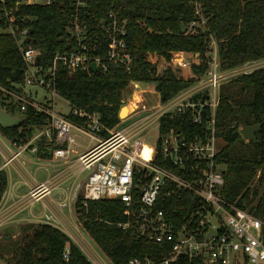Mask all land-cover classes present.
<instances>
[{"label":"built area","instance_id":"built-area-1","mask_svg":"<svg viewBox=\"0 0 264 264\" xmlns=\"http://www.w3.org/2000/svg\"><path fill=\"white\" fill-rule=\"evenodd\" d=\"M88 1L70 0L68 47L58 50L45 65L40 63L39 49L28 46L32 18L21 11L25 7L48 6L53 0H0L4 32L15 40L25 65L21 83L12 90L0 86L10 98L0 105V114L8 112L13 103L20 112L32 106L47 116L44 127L37 130L29 142L12 143L18 148L13 157L2 150L0 142V156L4 161L0 170L27 152L38 153L40 140L45 141L53 158L67 161L71 154L76 155V170L89 172L83 187V203L87 206L91 201L104 199L122 201L127 221L119 223V227L167 247L168 254L160 263L131 259L127 264H175L180 258L199 264H264V221L228 202L222 193L225 169L217 162L221 150L217 108L224 79L235 69H221L214 39L208 53L209 68L197 80V87L192 86L163 101L155 85L152 89H141L144 83L132 81L129 88L134 91L133 99L138 93L141 100L128 118L134 120L125 127L108 129L98 112L82 110L66 100L70 112L55 111V99L61 97L55 89V81L61 70L72 76L88 72L93 63L104 72L113 68L114 63L116 69L127 72L134 66L128 20L111 11L101 24L100 34H92L83 17ZM202 1L192 0L196 18L188 25V31L208 30ZM104 46L105 57L96 54ZM148 62L156 67L157 74L171 66L185 79L192 75L193 65L202 63L199 54L188 56L186 52L173 53L171 62L162 56L149 55ZM189 70L191 72L186 73ZM29 88H41L48 96L37 102L34 96L37 97L38 92L30 96L26 92ZM146 93L155 94L157 99L142 109ZM165 118L172 124L162 127ZM104 132L109 136L104 137ZM83 138L88 140L85 152H81L83 146L79 142ZM55 189V183L48 180L32 188L29 196L33 203L39 202ZM185 193L190 194L191 202L186 221L178 225L159 208V203L164 197L174 198ZM2 225L0 221V227ZM69 237L76 240L72 234ZM84 244L83 240L80 245L90 264H112L99 252L84 248ZM63 259L69 264V244Z\"/></svg>","mask_w":264,"mask_h":264},{"label":"trees","instance_id":"trees-1","mask_svg":"<svg viewBox=\"0 0 264 264\" xmlns=\"http://www.w3.org/2000/svg\"><path fill=\"white\" fill-rule=\"evenodd\" d=\"M202 2L208 30L192 32L188 31V25L196 18L192 0H89L83 17L90 33L100 34L101 24L111 11L128 20V40L135 60L133 69L127 72L122 68H110L104 72L91 68L72 76L63 69L55 81L57 93L74 107L98 112L102 123L112 129L122 121L119 115L132 81L154 84L162 100H170L206 74L213 39L218 44L223 71L264 59V0ZM69 4L70 0H53L48 6L25 7L21 11L32 18L29 26L33 32L28 46L39 49L40 63L49 64L58 50L68 47ZM4 27L0 21V86L12 90L23 81L25 65L13 37L1 31ZM105 46L96 54L105 57ZM176 52L200 55L202 63L192 66L188 79L180 77L171 66L157 74L156 67L148 62L149 55L162 56L171 62ZM9 100L0 89V105ZM7 110L14 115L16 106L12 103ZM20 117H24L21 126L0 127L1 136L16 145L29 142L47 120L45 114L38 113L32 106L21 112ZM71 118L79 123L78 119ZM217 123L218 136L223 142L217 162L225 169L222 193L228 202L264 221V68L222 85ZM170 124L169 118L162 120V127ZM243 124L262 125L256 133L257 142L242 137ZM103 136L109 134L104 132ZM38 145L37 159L51 161L53 155L45 141L40 140ZM8 187V174L0 170V205ZM190 202L191 196L186 193L174 198L164 197L159 208L181 225L187 219ZM75 210L80 226L112 264H127L131 259L160 263L168 254L166 245L119 227V223L127 221L126 206L120 200L91 201L86 206L79 195ZM19 237L0 242V249L4 250L10 244L16 245L10 254L0 252V258L7 264H65L63 254L67 244L70 245L69 264H90L70 237L50 224H29ZM175 264L199 262L180 258Z\"/></svg>","mask_w":264,"mask_h":264},{"label":"crops","instance_id":"crops-1","mask_svg":"<svg viewBox=\"0 0 264 264\" xmlns=\"http://www.w3.org/2000/svg\"><path fill=\"white\" fill-rule=\"evenodd\" d=\"M187 55L190 56L191 53H187ZM189 72L191 70L186 71V73ZM4 145L11 151L9 156L13 157L16 152L13 144L10 146L11 148L5 142ZM76 159L77 156L71 154L67 161L57 158H52L51 161H41L36 156L33 158L25 153L21 158H14L4 168L9 177V187L0 205V221L3 223L0 227V235L5 240L17 239L23 233H19L18 230L29 224H50L68 236L71 231L73 232V230H65V227L69 226L71 229L74 226H71L72 222L76 224L75 228L78 226L75 202L71 199L73 195L71 190H76V182L81 174L75 168ZM2 163L4 164L3 160ZM32 165H38L34 172L30 170ZM48 180L55 183L56 191L54 193L56 192L58 195L51 194L44 197L39 203H33L29 198L30 190ZM67 195L71 197L67 198ZM46 218H51L57 223L46 222Z\"/></svg>","mask_w":264,"mask_h":264},{"label":"rangeland","instance_id":"rangeland-1","mask_svg":"<svg viewBox=\"0 0 264 264\" xmlns=\"http://www.w3.org/2000/svg\"><path fill=\"white\" fill-rule=\"evenodd\" d=\"M1 31H4V30H1ZM260 68H264V59L259 60V61H256V62H252V63H247L244 66L235 69V71H232V73H230L229 76H226V78L224 79V82L225 83H228V82H230L232 80L237 79L238 77H240L243 74H249V73H251V72H253V71L257 70V69H260ZM197 86H198V83H195L193 85V88H195ZM152 88H154V84L144 83V84H142V88L141 89H152ZM35 91L38 92V96L37 97L34 96V98H35V100L37 102H42L44 100V97L48 96V93L46 91H44L43 89H41V88H37V89L36 88H34V89L33 88H29L28 91H26V92H28V94L31 96V95H34ZM133 92H134L133 89L132 88H129L128 92L125 93V97H124L125 99L124 100H127L128 102L129 101H133L134 100L133 99V94H132ZM143 97H145V101L143 103L142 109H144L146 107H149L150 104L155 103V101L157 99V96L155 94H153V93H146V94H144ZM55 103H56V106H55V111L56 112L61 113V114H68L70 112V105L64 99H62L61 97H57L55 99ZM14 115L15 116H20L21 115V112L18 109H16ZM127 115L128 114L125 113L124 118H126ZM133 120L134 119H128V120H124V121L122 120L121 123L118 126L125 127V126L129 125ZM74 133L77 134V135H79L77 132H74ZM0 141H1V144L3 145L2 150L5 151L6 154L8 155V153L11 152V151L9 150L8 147H5L4 142L9 147L12 146V143H10L6 139H4L1 136V134H0ZM87 141L88 140L87 139H84V138L83 139H79V142L83 146V149H82L81 152H85V149L84 148H86V146L88 145ZM222 144H223V142H220V146ZM13 147H14V150L18 151V148H17L16 145L15 146L13 145ZM33 154L34 153L27 152V155L28 156H31V157L35 158L36 154H34V155ZM21 157L22 156H20L18 158H21ZM38 165H39V163H38ZM38 165H32L30 167L31 168L30 170L32 172H34ZM88 175H89V172H87V171L82 172L79 175V178L77 179V182H76V186H80V188H76V190H71V192L73 193V195H72V197L67 195L66 196L67 198L68 197H71L72 201L75 202L77 200V196L83 195V187H84L85 182L87 181ZM57 190H58V188H57ZM54 191H56V189ZM54 191L52 193L53 196H55L57 194L56 192L54 193ZM57 192H59V191H57ZM29 198H30V196H29ZM38 203H37V205L39 206ZM46 222H51V223L52 222H55V223H57L56 221H54L51 218H46ZM77 223H78V226L76 228H75L76 224L74 222L71 223V226L74 225L73 227H71V229L69 228V226H68V228L65 227V230H67V231L73 230V232L71 231L70 234H72L74 236V238L76 239L75 241L73 240L74 241V244H76L80 248V250L83 252V254L85 256H86L87 253L85 254V250H83L81 248V245H80L81 243L83 244V240L85 241V244L83 245V246H85L84 248H89V251L90 252H92V250H95V251L99 252L100 254H102L100 252V250L98 249V247L95 245V243L90 239V237L88 236V234L85 232V230L80 226L79 221H77ZM23 229H24V227L22 226L18 230V232L19 233L20 232H23L22 231ZM0 236H1L0 237V242L1 241L4 242L5 239L2 237V235H0ZM13 240H16V239H13ZM14 245H15V243L10 244V247L8 249H6V250H4L3 248L0 249V252L7 251L6 254H10V253L13 252L14 248H16V245H15V247H13ZM102 256L105 257L103 254H102ZM0 264H7V262L4 259L0 258Z\"/></svg>","mask_w":264,"mask_h":264},{"label":"water","instance_id":"water-1","mask_svg":"<svg viewBox=\"0 0 264 264\" xmlns=\"http://www.w3.org/2000/svg\"><path fill=\"white\" fill-rule=\"evenodd\" d=\"M32 32H33V29L31 28L30 33H32ZM38 59H40V58H38ZM92 67L95 71L98 70L96 63H93ZM112 67H113V69H116V64L115 63L112 64ZM123 103H124V106L122 107V109L120 111L119 117L121 120L124 121L131 116L132 111L129 110L130 103H127L126 100H123ZM125 113L128 114L126 118H124ZM23 121H24V117L15 116L11 112L3 111L0 114V127H2V128L19 127V126H21ZM261 127H262L261 124H255V125L243 124V127L240 129V134L247 141L257 142L256 133L258 131H260ZM12 143H14V142H12Z\"/></svg>","mask_w":264,"mask_h":264},{"label":"bare ground","instance_id":"bare-ground-1","mask_svg":"<svg viewBox=\"0 0 264 264\" xmlns=\"http://www.w3.org/2000/svg\"><path fill=\"white\" fill-rule=\"evenodd\" d=\"M140 100H141L140 95H139L138 93L135 94V95H134V101H132V102L130 103V108H129V110L133 111L134 108L137 106V104H138V102H139Z\"/></svg>","mask_w":264,"mask_h":264}]
</instances>
